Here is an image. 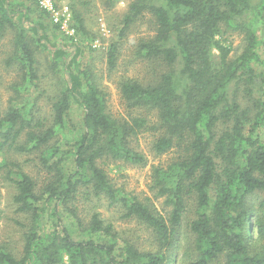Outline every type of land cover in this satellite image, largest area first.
<instances>
[{
	"label": "trees",
	"instance_id": "1",
	"mask_svg": "<svg viewBox=\"0 0 264 264\" xmlns=\"http://www.w3.org/2000/svg\"><path fill=\"white\" fill-rule=\"evenodd\" d=\"M68 1L75 42L51 19L46 24L49 14L32 0H0V39L13 31L7 61L19 77L0 117V170L14 184L17 210L30 220L21 255L0 245V264H211L221 257L223 264H264V59L258 52L264 0L128 4L117 39L106 46L107 69H114L130 25L149 13L154 33L139 41L136 55L160 71L146 83L121 80L119 89L127 108L154 112V124L146 115L125 119L108 111L101 77L83 60L100 37L86 25L88 0ZM116 1L105 0L108 7ZM234 31L244 45L231 58L224 35ZM38 53L53 78L49 123L37 105ZM238 87L248 104L236 98ZM73 103L82 109L78 129L70 119ZM149 129L159 131L156 154L179 152L165 168L153 169L152 186L164 196L167 216L115 187L102 167L107 161L145 164L133 141ZM11 151L38 154L49 174L41 187L8 157ZM102 200L122 209L120 219L145 224L154 248L140 250L121 237L97 210ZM190 205L195 216L186 247L181 228Z\"/></svg>",
	"mask_w": 264,
	"mask_h": 264
},
{
	"label": "rangeland",
	"instance_id": "2",
	"mask_svg": "<svg viewBox=\"0 0 264 264\" xmlns=\"http://www.w3.org/2000/svg\"><path fill=\"white\" fill-rule=\"evenodd\" d=\"M132 0H117L115 4L108 7L105 0H88L85 7V21L89 29L98 33L101 37L92 42V47L96 50L89 54L85 51L83 60L92 64L93 70L101 77V85L105 92L106 107L113 117L127 119L130 115H146L150 124L155 123L154 112L147 113L144 109H129L121 96L119 82L121 80L132 78L146 83L152 79L160 71V67L154 66L147 59H143L136 55V48L141 39L152 37L153 22L149 13H144L142 17L137 19L130 25L126 31L125 37L120 40V47L117 53L116 65L113 70L107 69V59L105 50L107 44L117 39V30L120 19L128 9V4ZM35 6H38L32 1ZM68 0H54L59 11L62 7L67 6L70 13ZM39 7V6H38ZM40 8V7H39ZM45 18V23L51 19L49 23L58 25L60 35H68L61 28L60 24L53 21L52 16ZM70 16L67 27L71 26ZM261 19V18H259ZM261 21V20H260ZM260 21L255 24L260 26ZM259 33V31H258ZM13 31L8 29L4 36L0 39V117L7 109L8 99L12 95L10 84L19 79L16 65L8 64V56L12 50ZM73 41L79 38L72 35ZM102 39V40H101ZM59 42V40H58ZM225 44L231 47L229 56L234 58L240 54L243 45V34L238 31L228 32L224 35ZM259 55L264 59V47L258 50ZM38 59V100L37 105L40 114L46 116V123L50 122L51 103L49 96L54 88L52 86L51 74H46V56L43 53L37 54ZM44 88L46 92H43ZM236 94V98L243 104L249 103V98L244 94L243 87ZM254 96H258V92H254ZM82 117V109L76 103L72 104L70 110V119L76 129L80 127ZM159 135V131L145 130L137 135L133 141L135 149L146 157L143 165L131 164L124 161H107L102 167L106 170L108 177L115 187L121 188L125 193L136 196L138 199L154 206L156 210L164 216H167L169 206L164 203V196H156V188H153V169L155 167L165 168L178 155L176 147H173L161 154H156L152 148L153 142ZM11 160L21 164L23 170L28 173L36 182L37 187H41L48 179V173L39 161L36 153H20L11 151L8 153ZM15 193L14 184L5 177V171L0 170V245L10 250L14 255H21L24 243V233L29 228L28 215L19 212L13 203V194ZM78 206L80 204L78 203ZM81 209V208H80ZM101 217L106 221L113 223L114 228L119 232L121 237L133 242L140 250H150L154 248L153 235L145 224L138 222L136 219H120L122 209L118 206H106V202L102 200V204L97 208ZM81 216L88 218L86 210H82ZM195 216L194 206L190 205L183 218L181 228V243H185L186 247L189 243L186 239L190 236L188 221ZM254 232H252L253 234ZM184 236H186L184 238ZM177 250L176 254L179 253ZM223 257L211 264H223Z\"/></svg>",
	"mask_w": 264,
	"mask_h": 264
},
{
	"label": "built area",
	"instance_id": "3",
	"mask_svg": "<svg viewBox=\"0 0 264 264\" xmlns=\"http://www.w3.org/2000/svg\"><path fill=\"white\" fill-rule=\"evenodd\" d=\"M34 1L41 9L45 10L50 16H52L53 21L60 24L61 28L68 34L72 36L74 30L71 27H67V22L71 16V13L67 6L62 7V12L59 15V11L54 3V0H32Z\"/></svg>",
	"mask_w": 264,
	"mask_h": 264
}]
</instances>
